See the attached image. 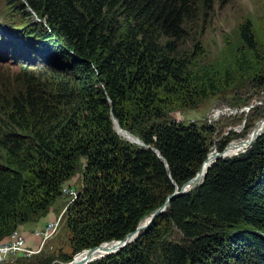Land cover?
I'll use <instances>...</instances> for the list:
<instances>
[{
  "label": "trees",
  "instance_id": "1",
  "mask_svg": "<svg viewBox=\"0 0 264 264\" xmlns=\"http://www.w3.org/2000/svg\"><path fill=\"white\" fill-rule=\"evenodd\" d=\"M13 1L44 25L31 38L37 61L12 57L39 68L0 89V241L45 214L82 157L81 187L64 212L69 262L134 231L206 158L210 127L169 117L230 87L195 62L218 0ZM240 35L254 47L249 22ZM235 63L249 67L244 53ZM112 116L144 146L118 135ZM165 209L135 242L94 264H153L154 253L164 264H264L260 233L211 235L196 223L264 233V135L246 154L217 159L196 189ZM162 222L183 239L154 245Z\"/></svg>",
  "mask_w": 264,
  "mask_h": 264
},
{
  "label": "rangeland",
  "instance_id": "2",
  "mask_svg": "<svg viewBox=\"0 0 264 264\" xmlns=\"http://www.w3.org/2000/svg\"><path fill=\"white\" fill-rule=\"evenodd\" d=\"M245 22H249L251 25L254 39V47L251 49L240 35V27ZM37 23L44 25L43 20L34 14L16 8L13 0H0V36H3L11 44L10 46L6 44V47L12 52L10 58L6 56L7 48L1 49L0 52V89L4 88V84L12 86L16 81L14 79L17 74L29 73L39 68L37 64L26 63L21 65L18 63L19 61L12 59L14 54L21 52L32 63L37 61L33 55V41H31L32 37L37 39L39 33ZM29 27L30 29H27ZM34 29L37 31L36 33L31 31ZM27 30H29L28 33L32 34H25ZM24 37L29 38L30 41L27 42ZM200 44L202 54L195 59V62L199 66L205 65L215 77L221 80L222 78L227 81L231 80L230 87H223L219 94L206 99H196L192 106L170 113L169 118L170 121L185 125L194 124L198 129L210 127L211 130L204 132L203 135L208 146L207 155L210 153L209 156H211L214 151L222 153L233 141L244 139L260 121L264 120V0H218L209 20L205 23ZM23 45L25 50L22 49ZM240 53H244V58L249 62V67L244 70L237 69L235 63L236 57ZM224 82L226 83V81ZM263 131L264 129L260 132ZM263 135L264 133L259 134L248 144V147L238 154L224 158L246 154L256 140ZM82 164L83 158L79 157L75 172L61 186L62 195L49 206L42 218L20 223L14 231L17 232V235L25 238L26 246L36 249L40 244L41 237L34 236L33 231L35 229H40L47 221L61 216L57 230L46 240L38 253L29 256L12 254L2 264L6 261L5 264L66 263L62 261V254H70L71 248L68 240L70 233L66 226L63 208L72 196L68 190L74 189L78 193L81 187ZM204 177L205 175L202 174L198 182L188 187L183 194L196 189L203 182ZM177 190H180L179 187ZM165 210L164 208V212ZM196 223L204 226L206 232L211 235L227 233L231 236L242 231H250L258 232L264 236L263 232L251 230L250 227L243 224L224 228L219 224L222 228L211 230V226L206 225L200 219L196 220ZM24 224L27 226L26 230L21 228ZM160 225L162 229L165 227V230L163 233L161 231V236L154 242V245L164 242L178 243L183 239L181 231L172 223L162 222ZM142 232L144 231L139 232L133 242ZM29 237L34 240L32 244L28 243ZM75 255L72 256V259ZM152 256L154 257L153 264H164L158 253H154ZM103 258H98L89 264H94Z\"/></svg>",
  "mask_w": 264,
  "mask_h": 264
},
{
  "label": "water",
  "instance_id": "3",
  "mask_svg": "<svg viewBox=\"0 0 264 264\" xmlns=\"http://www.w3.org/2000/svg\"><path fill=\"white\" fill-rule=\"evenodd\" d=\"M248 108H250V107H248ZM111 120H112V122H113V125H114V128H115V131H116V133H117L118 135H120V133H119L120 131H124V132L127 133V134H131V133H129L127 130L122 129V128L119 126L117 120H116L113 116L111 117ZM261 133H264V131H263V132H260V133H256V134L254 135V137L251 139V141H249L248 144H250V143H251L255 138H257V136H258L259 134H261ZM131 135H132V134H131ZM125 140H127L128 142H130V143H132V144H136V145H139V146H144V143H143L138 137H135L134 140H128V139H125ZM153 150H154V149H153ZM154 152H156L157 155L159 156V153H158L156 150H154ZM220 154H221V153H215V154L213 155V159H212V161H211V162L206 166V168H204V170H203V166H204L203 163L206 162V159H207V157H206V158L204 159V161L202 162V164L200 165L198 171L195 173V175H194L191 179H189L188 181H186L185 183H183L182 186L179 188L180 190H177V189H178V186L175 185V190H174V192H173L170 196H168V198H167L166 202L164 203V205L161 206L160 208L156 209V210H155L154 212H152L150 215H148V216H146L145 218L142 219V220H145L144 224L141 225V221H142V220H141V221L138 223V225L136 226L135 230L132 231V232H130V233H128V234H126V235L124 236V238L119 239V240H111V241H109V242H114V243L116 244V245L114 246V249H112V250L106 252L105 254H102V255L99 256L98 258H103V257H106V256H108V255H110V254H113V253L119 251L120 249H122L123 247H125V246L129 245L130 243H132V242L134 241V239L138 236L139 232H141V231H145L147 228H149L150 225L153 223L154 219H155L157 216H159L160 214H162V213L164 212V208L167 206V204L169 203V201H170L171 199H173V198L176 197V196H180V195H182L183 192H184L188 187L193 186L196 182H198V180L200 179V177L202 176V174L206 175V172H207V170L209 169V167H210V166H211V165H212L217 159H219V158H224V157H223L222 155H220ZM159 157H160V156H159ZM160 158H161V157H160ZM199 174H201L200 177H198ZM103 243H106V242H103ZM103 243H102V244H103ZM102 244H100V245H98V246H96V247H93V248L85 249V250H83V251H81V252H88L89 254H92L93 252L97 251V250L102 246ZM79 253H80V252H79ZM77 254H78V253H77ZM98 258H97V259H98ZM74 260H75V259H74V257H73V259H72L71 261L66 262L65 264H72Z\"/></svg>",
  "mask_w": 264,
  "mask_h": 264
},
{
  "label": "bare ground",
  "instance_id": "4",
  "mask_svg": "<svg viewBox=\"0 0 264 264\" xmlns=\"http://www.w3.org/2000/svg\"><path fill=\"white\" fill-rule=\"evenodd\" d=\"M6 44L11 45L3 36H0V52L1 49H5L3 47H6ZM12 47V46H11ZM11 49L7 48L6 49V56H8L9 58L12 56V52H10ZM264 129V120L260 121L247 135L244 139H240L238 141H233L232 143L229 144V146H227L225 148V150L220 154L223 157H227V156H231V155H236L238 154V152L244 150V148L248 147V143L249 141H251V139L254 137V135L256 133H260L261 130ZM120 136L124 139H128V140H134L135 136L131 135V134H127L124 131H120ZM217 153L214 151L213 155ZM210 153L207 155V159L206 162L203 163V170L204 168H206V166L212 161L213 159V155L209 156ZM201 174H199L198 177H200ZM145 220L141 221V225L144 224ZM116 244L114 242H106L103 243L102 246L95 252H93L92 254H89L88 252H80L78 254H76L74 256V261L72 264H89L92 261L96 260L99 256H101L102 254H105L106 252L114 249V246ZM11 256V255H10ZM65 264V263H63Z\"/></svg>",
  "mask_w": 264,
  "mask_h": 264
},
{
  "label": "built area",
  "instance_id": "5",
  "mask_svg": "<svg viewBox=\"0 0 264 264\" xmlns=\"http://www.w3.org/2000/svg\"><path fill=\"white\" fill-rule=\"evenodd\" d=\"M72 194L68 204H70L77 196V191L74 189L68 190ZM67 204V205H68ZM64 206L63 210L66 209ZM61 216L56 217L53 220L47 221L40 229L33 231L34 236L41 237L40 244L36 249H31L25 244V238L17 235V232H12L9 236L0 241V264H2L10 255L19 254L29 256L30 254H36L40 251L46 240L57 230Z\"/></svg>",
  "mask_w": 264,
  "mask_h": 264
},
{
  "label": "crops",
  "instance_id": "6",
  "mask_svg": "<svg viewBox=\"0 0 264 264\" xmlns=\"http://www.w3.org/2000/svg\"><path fill=\"white\" fill-rule=\"evenodd\" d=\"M41 218H42V217H41ZM21 228H22V230H26V229H27L26 224H24L23 226H21ZM33 241H34V240H33L32 238H30V237L28 238V243H29V244H32ZM6 262H7V261H6ZM6 262H5V263H6ZM5 263H4V264H5Z\"/></svg>",
  "mask_w": 264,
  "mask_h": 264
}]
</instances>
